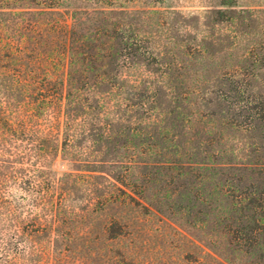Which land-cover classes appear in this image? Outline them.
I'll return each instance as SVG.
<instances>
[{
  "label": "trees",
  "instance_id": "16d2710c",
  "mask_svg": "<svg viewBox=\"0 0 264 264\" xmlns=\"http://www.w3.org/2000/svg\"><path fill=\"white\" fill-rule=\"evenodd\" d=\"M106 255L264 264V9L0 0V264Z\"/></svg>",
  "mask_w": 264,
  "mask_h": 264
},
{
  "label": "rangeland",
  "instance_id": "374dc122",
  "mask_svg": "<svg viewBox=\"0 0 264 264\" xmlns=\"http://www.w3.org/2000/svg\"><path fill=\"white\" fill-rule=\"evenodd\" d=\"M165 1L166 4L172 5L183 12H195L198 14H202L207 7L213 6L217 3V0ZM236 3L238 5V8L252 7L257 9H264V0H236ZM44 169L51 178H57L64 173L71 171L72 166L66 159H62L61 156L58 155L56 158L50 157L45 163ZM163 229L166 233V237H164V240L160 241H163L166 245V250L172 251V253L178 249H182L188 239L198 242L197 237L199 233L195 229L190 228L187 224H185V222L182 219L178 218L177 215L171 216L170 219L167 220V224L164 225ZM174 246H177V249L174 248ZM108 258L109 255H106L97 264H115L113 259L110 260ZM73 259L74 256H71L70 261H72Z\"/></svg>",
  "mask_w": 264,
  "mask_h": 264
}]
</instances>
